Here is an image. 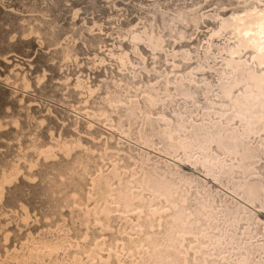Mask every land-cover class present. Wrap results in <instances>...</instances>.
<instances>
[{"label": "bare ground", "instance_id": "obj_1", "mask_svg": "<svg viewBox=\"0 0 264 264\" xmlns=\"http://www.w3.org/2000/svg\"><path fill=\"white\" fill-rule=\"evenodd\" d=\"M200 1L139 0L151 15L98 55L105 77H60L66 98L87 95L70 113L0 85V264H264V0ZM28 6L35 26L9 20L58 43L48 6ZM94 25L91 46L106 41ZM203 26L191 45L188 27ZM1 36L0 53L27 45ZM65 44L52 50L79 52Z\"/></svg>", "mask_w": 264, "mask_h": 264}, {"label": "rangeland", "instance_id": "obj_2", "mask_svg": "<svg viewBox=\"0 0 264 264\" xmlns=\"http://www.w3.org/2000/svg\"><path fill=\"white\" fill-rule=\"evenodd\" d=\"M56 4L53 3V0H0V35L4 36L6 35V38L13 42V43H17L21 37L24 38L26 40V44L25 46H9L6 47L5 49H2V53H0V85L6 87L7 90L12 91V93H14L15 91V96L17 95H21V98L23 99V102H25L26 97L28 99H30L32 96L34 97V99H31V102H33V104L36 102V104H38V107L40 106L42 109H46L50 106V108H61L63 107V109H67V112L70 113V111H74L73 108L76 107V105H78L77 107H82V105L84 106L85 103V99L84 96H87L86 94H84V96L82 94H76L68 97V93H69V89L66 86V82L69 80L73 81L75 80L74 78H76L75 76H79V74L81 75V73H83V75L86 77V75L88 76H93L92 79L97 78L96 76L101 74V77L108 74V69H105V65L99 63V59H98V55L100 56H106L108 58V60H110L108 53H107V47L108 48H114V44L119 40V36L120 34H122L125 38L124 40L126 42H128V32L126 31L128 28V23L129 22H137V21H144V19L146 17H144V14L146 16L151 15L149 14L148 10L150 9L149 6L147 5V3H143L141 4L139 2V0H99L97 1V3L99 4V7H94V6H90L91 5V1L90 0H54ZM90 1V2H89ZM146 2H149V0H145ZM170 1V0H169ZM187 2H190L191 0H186ZM212 1V0H210ZM60 2V4H59ZM140 4H139V3ZM179 2V1H177ZM182 3V1H180ZM202 4H206L209 2V0H201L200 1ZM34 4L36 5V7L38 9H46L48 6V10L46 9V14L47 16L43 15L45 17V19H49V21L54 22V25H62L60 26V28H58L60 30L59 34H58V43L55 44L51 42H49L48 40H46L47 38H44V32L41 30V32H38L40 30L34 31V32H30L28 31L27 33L23 32V29L19 26L20 23H22V20H26L27 22L25 23H30L32 22L31 20H33V23L36 21V18L34 17H38V15L40 16L41 13L39 10H32L30 11L28 8V4ZM63 3V4H62ZM89 3V4H88ZM62 4V5H61ZM174 5V4H173ZM210 8H212V6H209ZM148 8V9H147ZM207 7V9H210ZM229 7L226 8V10H228ZM147 12H146V11ZM37 16H36V15ZM49 14V15H48ZM8 15L13 17H17L19 20V25L18 23L13 22L12 20H9ZM32 17L33 19L29 20L30 18L28 17ZM31 15V16H30ZM142 16L139 17V16ZM21 16V17H20ZM26 16V19H24V17ZM20 17V18H19ZM22 18V19H21ZM29 18V19H28ZM38 19V18H37ZM85 19V21H84ZM17 20V21H18ZM21 20V22H20ZM89 20V21H87ZM92 20V21H90ZM29 21V22H28ZM96 23H95V22ZM146 21V20H145ZM39 19L37 20L38 23ZM84 22V25H82ZM28 25V27H30L31 25L33 26L34 24ZM95 24L92 30V34H94L93 32H97V34L99 32H101L102 30V38H104L106 41L102 42V43H98L96 45H90L87 41V43L85 42V39L87 38V36H89V32L86 30L87 27L85 26V24ZM17 24V25H16ZM22 24V25H23ZM99 26H98V25ZM27 26V24H25ZM81 25L84 27V29H82L83 27H81ZM35 26V25H34ZM64 29H62V28ZM188 27V31L191 33L190 35L191 40L189 41L191 43V45L196 44L197 42H199V40L201 39L200 42L204 41L205 37L204 35H206L207 33V27L203 26L201 27V29H197L194 27ZM192 29V31H191ZM22 30V31H21ZM84 30H86V33L84 32ZM20 31V32H19ZM121 31V32H120ZM82 34H81V33ZM89 34H88V33ZM21 33V34H20ZM23 33V34H22ZM25 33V34H24ZM40 33V34H39ZM41 33H43V36L41 35ZM193 33V34H192ZM88 34V35H85ZM101 34V33H99ZM1 36V37H2ZM43 37V38H42ZM74 37V39H73ZM83 37V38H82ZM201 37V38H200ZM66 38V40H65ZM196 38V39H195ZM68 39L70 41H68ZM84 39V40H83ZM72 40V41H71ZM74 40V42H73ZM194 40V41H193ZM69 44H68V42ZM124 41V42H125ZM193 41V42H192ZM73 43V44H70ZM182 42H186V41H182ZM182 42H175L174 45L178 46L180 45ZM67 43V45H72V46H76V50H78L79 54L76 52L75 54L73 53V56H63L61 53L57 52L55 53L52 49H56L61 48V45ZM78 44V45H77ZM66 45V44H65ZM80 45V48H78ZM90 45V46H89ZM102 45H106L102 46ZM74 46V47H75ZM106 48V51H105ZM1 52V49H0ZM51 54V58H53V60H49V62L47 61L45 63V66L43 63L41 64L38 61V56L39 53L40 54ZM53 52L55 53V55L53 54ZM105 52V53H103ZM78 54V55H77ZM54 55V57H53ZM58 56V57H56ZM7 57V58H6ZM10 59L11 61H13V63L15 64L17 62H19L20 70L19 68H17V70L19 72H21L22 77L24 75L28 76L27 79H29L31 84V87H24V82L22 81V77L20 78L19 76H15V74H13L14 76H12L11 69H15L14 67L10 68H6L5 66V59ZM37 60H36V59ZM28 59H31V61H28ZM97 59V60H96ZM36 61V62H35ZM115 58L112 59V64L114 63V65L118 64L117 61H115ZM31 62V64L29 63ZM38 62V63H37ZM40 63V65H39ZM53 65H52V64ZM52 66H50V65ZM107 64V63H106ZM112 64H108L110 66V68L113 67ZM112 65V66H111ZM115 65V66H116ZM45 66L47 69H45ZM50 66V67H49ZM117 67V66H116ZM116 67H114L113 69H115ZM52 68V69H51ZM109 68V70H110ZM6 69V70H5ZM10 69V70H9ZM51 70V71H50ZM116 70V69H115ZM45 71L46 75H42V73ZM108 71V72H106ZM101 72V73H100ZM98 73V74H97ZM100 73V74H99ZM107 73V74H105ZM38 74V75H37ZM42 76V77H41ZM50 76H53V82L54 84L57 86L56 89L58 88V91L56 90V98L55 97H50L49 95H47V90L50 89V87L53 84L52 81H50L49 83H44V81L47 82L49 81V78H52ZM55 76V77H54ZM68 76V79H61V78H66ZM82 76V75H81ZM83 76V77H84ZM36 77V78H35ZM40 77V78H38ZM59 79H58V78ZM61 77V78H60ZM34 78V79H33ZM44 78V80L42 81V79ZM73 78V79H72ZM32 79V80H30ZM51 80V79H50ZM63 80H66L63 81ZM39 81H42L41 83ZM32 82V83H31ZM36 82H39L38 84L41 85H45V88L40 89L38 88L39 85L36 84ZM70 82V81H68ZM35 83V85L33 84ZM23 84V85H22ZM48 84V85H47ZM58 84V85H57ZM64 85V86H63ZM48 86V87H47ZM50 86V87H49ZM37 87V89H36ZM47 87V89H46ZM49 88V89H48ZM67 88V89H66ZM38 89L40 90L38 92ZM45 89V90H44ZM14 90V91H13ZM41 91H43L41 94ZM47 94H44V93ZM66 92H68L66 94ZM66 94V95H65ZM46 95V96H45ZM82 95V96H81ZM18 96V97H19ZM30 96V97H29ZM75 96V98H74ZM84 99H83V98ZM82 98V99H81ZM27 99V100H28ZM61 99V100H60ZM69 99V104L66 105L63 103V100ZM79 99V100H78ZM26 100V102H27ZM72 100V102H71ZM75 100V101H74ZM78 100V102L76 101ZM83 100V101H80ZM30 102V100H28ZM84 102L83 104H81L80 102ZM67 102V101H66ZM75 102V103H74ZM74 103V106H73ZM35 104V105H36ZM72 104V105H70ZM76 104V105H75ZM53 106V107H51ZM71 106V107H70ZM76 107V108H77ZM75 109V108H74ZM70 110V111H69ZM47 112V110H45ZM44 111V112H45ZM73 113V112H71ZM81 115H83V111L81 113ZM32 128L36 130V122L35 120H31L30 121ZM8 128V125L4 126L3 129ZM61 129V127H60ZM30 140V135H24L19 137V139L13 140L12 144H18L19 142H23V144H28ZM17 145H15L13 148H16ZM3 149H5L3 146L1 147ZM183 163V161H182ZM188 167H192V165L188 162H186V164ZM197 172L202 173L201 171H198L197 169H195ZM220 187L224 188V190L228 191L229 194L235 195L234 193L231 192V190L227 189L226 187L222 186L221 184L219 185ZM237 196V195H235ZM238 197V196H237ZM257 209V208H256ZM11 225H13V223H11ZM28 227L31 228H35V224H33L32 222L28 225V226H24L22 229H20L21 232H23L25 229H27ZM13 234V233H12ZM257 238H262L261 235L259 234L257 236ZM10 242V240H9ZM11 264H13V261H10Z\"/></svg>", "mask_w": 264, "mask_h": 264}]
</instances>
